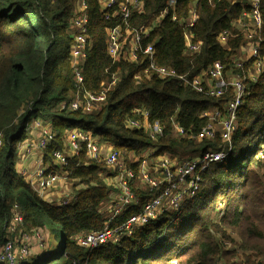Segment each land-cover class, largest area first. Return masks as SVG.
<instances>
[{
	"label": "trees",
	"instance_id": "trees-1",
	"mask_svg": "<svg viewBox=\"0 0 264 264\" xmlns=\"http://www.w3.org/2000/svg\"><path fill=\"white\" fill-rule=\"evenodd\" d=\"M76 1L0 0V245L17 204L24 232L49 231L50 250L40 264H69L72 258L82 264H235L234 257H240L236 264H264V0L259 4L262 25L256 32L263 67L255 73V81L248 78L253 60L246 61L242 70L232 67L246 44L244 35L233 27L242 13L250 11L246 0H175L174 8L141 39L142 48L153 47L158 66L172 68L189 80L216 62L245 78L248 91L237 109L236 129L224 143L217 131L214 139L201 142L177 137L172 121L189 135L198 133L208 124L204 112L224 113L233 97L231 88L219 97H208L177 79L148 78L144 56L138 63L122 56L114 64L108 57L109 29L149 28L170 0H140L141 7L131 9L125 22L119 13L122 0L107 11L109 19L99 0H86L90 49L83 65L84 89L99 93L102 84H108L109 73L121 75L97 111L61 110L60 104L75 92L69 51ZM192 10L196 21L188 28ZM185 28L193 43L202 44L196 53L186 52ZM225 31L232 36L221 44L218 38ZM135 110L147 111L148 121H157L163 135L151 139L143 130L129 128L127 122L136 118ZM34 120L49 123L55 136L43 156L48 172L65 174L82 186L65 206L45 201L15 169L19 144L27 139ZM79 129L89 132L97 143L110 146L135 173L137 165L132 159L148 150L173 160L208 150L228 155L202 173L197 193L178 214H162L134 229L119 248L105 244L88 249L77 245L74 238L104 228L103 204L116 189L111 182L105 184L107 177H113L106 166L86 159L84 151L69 157L65 166L54 164L52 154L65 150L67 132ZM135 192L139 205L118 217L115 224L138 214L148 201V194ZM56 230L58 248L53 244ZM37 253L34 249L25 264L39 263Z\"/></svg>",
	"mask_w": 264,
	"mask_h": 264
},
{
	"label": "built area",
	"instance_id": "built-area-1",
	"mask_svg": "<svg viewBox=\"0 0 264 264\" xmlns=\"http://www.w3.org/2000/svg\"><path fill=\"white\" fill-rule=\"evenodd\" d=\"M260 1L246 0L250 11L242 13L238 21L233 24V27L244 35L245 43L250 45V56L244 59L234 58L232 67L242 70L246 61L253 60L252 72L248 76L251 81H255V73L263 67V62L259 59V43L256 41V32L262 25ZM117 2L118 0H99L101 9L106 13V19H109V12L107 11L111 10ZM174 4L175 0H170L149 28L140 31L129 29L123 31L121 26H116L109 29L107 33L108 57L114 64L122 56L132 63H138L140 56H144V61L148 65L145 71L148 78L177 79L182 85L189 86L197 93L208 97H219L227 88H231L233 97L225 106L224 113L218 110L204 112L203 117L207 119L208 124L198 133L189 135L172 121V128L177 137L201 142L214 139L217 131L223 143L229 142L236 129L237 109L248 91V87L244 83L245 78L237 75V73L231 74L232 72L226 71L223 64L216 62L202 74L189 80L186 76L179 75L172 68L158 66L151 45L141 47V39L145 38L150 30L160 24L169 10L174 8ZM140 7V0H122L119 3V13L122 20L125 22L128 19L131 9ZM172 20L176 21V18L173 17ZM195 21V11L192 10L187 24L188 28L193 27ZM88 22V4L86 0H77L73 17L70 20L72 45L69 51L75 92L70 99L60 104V109L66 112L81 110L83 113L89 114L97 111L105 103L107 92L117 84L121 75V72L109 73V82L106 86L102 84L103 89L99 93H91L84 89L83 65L90 49ZM188 28L184 30L185 48L188 54H193L200 50L202 44L193 43L192 36L187 31ZM231 36L229 32L225 31L221 33L218 40L224 44ZM134 114L136 118L127 122L129 128L143 130L151 139L163 135V127L157 121L152 123L148 121L149 114L147 111L135 110ZM48 125L49 123L42 125V127L39 126L40 135L38 139L34 144L27 145V152L37 150L40 154V159H37V168L28 183L45 201L56 206H65L74 197L63 198L62 196L56 202H52L48 198L49 191L56 187L55 182L60 179L59 175L48 172V166L43 162L44 152L55 137L51 125ZM1 148L2 141L0 138V150ZM82 151L85 152L86 159L103 163L106 166L113 175L112 178L107 177V179L111 180L116 189L107 203L109 213L105 215L104 228L98 232L79 234L74 238L77 245L88 249H96L105 244L119 248L122 240L131 236L134 229L145 226L149 221L157 219L162 214H178L182 206L193 199L197 193L202 173L210 165L220 163L228 155V152L225 151L208 150L192 158L173 160L169 156H157L156 150H148L142 153L139 158H133L132 154L129 155L130 158H133V164L136 163L137 165V172L135 173L134 169L126 165L123 158L110 146L97 143L89 132L79 129L67 132L65 150L54 151L52 159L55 165L65 166L69 157L79 156ZM20 174L26 176L25 172ZM34 181L35 185H33ZM135 191L148 194V201L138 214L132 215L120 224H115L118 217L139 205L140 197ZM222 214L223 212L219 211L218 217H221ZM40 240L38 231L33 230L30 234L23 231V216L18 205L14 204L12 219L5 229V241L0 245V264H25L33 250L36 249L32 247V241H36L35 244L39 250L43 246ZM228 246L229 244H226V248ZM69 264L82 263L78 259L72 258ZM172 264H176V262H172Z\"/></svg>",
	"mask_w": 264,
	"mask_h": 264
},
{
	"label": "crops",
	"instance_id": "crops-1",
	"mask_svg": "<svg viewBox=\"0 0 264 264\" xmlns=\"http://www.w3.org/2000/svg\"><path fill=\"white\" fill-rule=\"evenodd\" d=\"M45 124L46 123H42L39 120H34L30 125L27 139H25V141L21 142L19 144V147H18V151H21V154L19 155L20 156V163H19L17 169L16 168L15 169L19 173L25 172L26 173L25 179L28 182L32 178V174L34 173L35 169L37 168V165H38L37 159H40V154L37 150H33L32 152H27L28 151L27 145H31V144H34L36 142V140L38 139V137L40 135V127H42V125H45ZM48 126H50V124ZM55 174L59 175L60 179L55 182L56 187L49 191V194H48L49 200L52 202L59 200L61 197L60 195L62 193H64V189L66 190L70 186H71L73 192L68 193V192H70L68 190V192L64 193L63 198L64 197H70V198L74 197L76 195V193L78 192V191L76 192L74 190L76 183L71 182L67 178L66 175L58 174V173H55ZM108 180L109 179L106 180V183H108ZM67 181H70V183H69L70 185H66L67 186L66 188H62V185H65V183H67ZM33 185H35V181L33 182Z\"/></svg>",
	"mask_w": 264,
	"mask_h": 264
},
{
	"label": "rangeland",
	"instance_id": "rangeland-1",
	"mask_svg": "<svg viewBox=\"0 0 264 264\" xmlns=\"http://www.w3.org/2000/svg\"><path fill=\"white\" fill-rule=\"evenodd\" d=\"M249 56H250V45L249 44H245L243 47H242V49L239 51V53H238V57L239 58H241V59H244V58H249ZM231 71V70H230ZM232 72V71H231ZM231 74H235V73H231ZM21 154V151H17V159H16V162H15V168L17 169V167H18V165H19V163H20V155ZM58 174H61V173H58ZM106 179V178H105ZM107 180V179H106ZM105 181V180H104ZM110 182H111V180H108V183H106V181H105V184L106 185H109L110 184ZM70 183V181H67V183H65V185H62V188H66L67 186L66 185H70L69 184ZM113 187H114V185H113ZM82 188V186L80 185V184H75V187H74V190L77 192V191H79L80 189ZM68 190L70 191V192H68ZM65 192H68V193H72L73 192V190H72V188H71V186L69 187V188H67L66 190L64 189V193ZM115 192H116V190H115ZM64 193H62L60 196L62 197L63 195H64ZM114 195V194H113ZM61 197H60V199H61ZM59 199V200H60ZM110 200V199H109ZM109 200H107L104 204H103V214L104 215H107L109 212H108V201ZM56 202V201H55ZM48 229H51V226L50 225H48V227H47ZM36 231H38V233H39V235H40V237H41V240H40V243L43 245L42 246V248H40L39 250H38V253L36 254V260L37 261H39V263H36V262H34V263H30V264H40V263H42L45 259H46V256L48 255V251L50 250V234H49V231L48 230H46V229H44V230H36ZM54 236H55V241L56 242H53V244L54 245H57V248H58V242H59V235H58V230H56V232H54ZM233 237H234V235H232ZM36 241H32V247H35L36 249H37V247H36ZM56 243V244H55ZM229 244V246L227 247V249L228 250H230V249H232V245L230 244V243H228ZM239 254H241V252L239 253ZM233 261L235 262V264L236 263H239V261H240V257H234L233 258Z\"/></svg>",
	"mask_w": 264,
	"mask_h": 264
}]
</instances>
